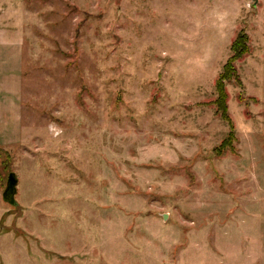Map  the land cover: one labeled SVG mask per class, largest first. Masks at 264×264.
<instances>
[{"label": "rangeland", "instance_id": "374dc122", "mask_svg": "<svg viewBox=\"0 0 264 264\" xmlns=\"http://www.w3.org/2000/svg\"><path fill=\"white\" fill-rule=\"evenodd\" d=\"M0 264H264V0H0Z\"/></svg>", "mask_w": 264, "mask_h": 264}, {"label": "trees", "instance_id": "16d2710c", "mask_svg": "<svg viewBox=\"0 0 264 264\" xmlns=\"http://www.w3.org/2000/svg\"><path fill=\"white\" fill-rule=\"evenodd\" d=\"M240 49V51H239ZM249 51L248 39L247 38H236L232 45V55L228 62L224 65L223 72L221 73L218 81L216 82V98L214 103L217 106L218 112L223 109L224 101L226 100L225 84L235 79L236 68L234 63L245 56Z\"/></svg>", "mask_w": 264, "mask_h": 264}, {"label": "water", "instance_id": "95a60500", "mask_svg": "<svg viewBox=\"0 0 264 264\" xmlns=\"http://www.w3.org/2000/svg\"><path fill=\"white\" fill-rule=\"evenodd\" d=\"M16 186H17V178L16 175L11 172L8 175L7 181H6V187L4 189V192L2 194L3 200L10 205L15 204V194H16Z\"/></svg>", "mask_w": 264, "mask_h": 264}]
</instances>
